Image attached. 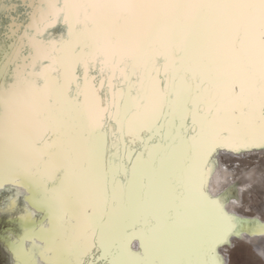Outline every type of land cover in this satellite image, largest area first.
I'll use <instances>...</instances> for the list:
<instances>
[{
    "label": "snow or ice",
    "instance_id": "1",
    "mask_svg": "<svg viewBox=\"0 0 264 264\" xmlns=\"http://www.w3.org/2000/svg\"><path fill=\"white\" fill-rule=\"evenodd\" d=\"M47 2L49 8L60 11L89 10L91 27L86 21L77 31L67 15L68 36L45 39L60 19L56 14L45 15L32 25L35 35L29 38V55H24L23 45L14 52L0 50V169L12 171L48 209L49 228L32 229L29 238L46 235L53 252L50 264H68L73 249L91 252L97 235L103 241L118 230L113 219L115 203L109 207L100 202V181L117 162L124 166L130 145L109 115L115 87L109 81L116 79V66L124 63L126 54H140L151 46L158 27L164 26L167 38L180 45L179 50L173 47V55L183 52L191 63L215 77L228 71L218 44L225 29L255 38L254 46L242 56L254 57L260 67L249 97L253 105L258 104V111L254 108L249 121L234 122L233 128L235 142L247 146L249 129L258 121L264 140V0ZM6 23L12 34L19 31L14 17ZM65 50L69 56L57 55ZM152 63L157 60L153 58ZM131 68L134 72L136 65ZM178 75L189 79L186 71ZM155 91L158 118L168 121L170 114L164 108L175 105L187 120L190 91L176 92L171 79L159 82ZM182 128L195 131V121L192 127L184 123ZM190 157L186 150L184 160ZM134 204L130 195L128 205L120 208L121 215H127ZM186 227L203 231L195 220ZM227 235L219 243L227 242ZM180 238V233L165 234L159 243L161 254L174 253L180 258L177 264H182L184 254ZM216 262L222 264V258L216 256ZM112 264L120 262L113 259Z\"/></svg>",
    "mask_w": 264,
    "mask_h": 264
},
{
    "label": "bare ground",
    "instance_id": "2",
    "mask_svg": "<svg viewBox=\"0 0 264 264\" xmlns=\"http://www.w3.org/2000/svg\"><path fill=\"white\" fill-rule=\"evenodd\" d=\"M85 2L87 0H64V3L72 5ZM67 15L71 16L74 27L80 20L91 23L89 10L73 7L66 11L65 17ZM237 39H239V42L236 44ZM255 42V38L251 34L242 32L238 38L236 30L225 29L218 38V44L228 71L219 77L210 76L199 66L191 63L187 56L181 52L179 57L180 64L186 68L188 67L192 72H198L201 78L208 79L210 86L208 87L207 85V89L211 90L213 88L214 90L212 94L210 92L205 94L207 97L203 106L206 109L205 114L203 113L202 115L197 109L199 107V95H195L192 98L193 110L187 112V114L189 113L192 116L199 128L204 123V131L199 133L193 141L186 139L182 144L179 143L177 145L173 142L179 135L184 133L182 131L183 128L181 129L180 127L181 124H184L182 119L184 113L183 111L180 112L179 125H177L176 131L172 134L170 131H172L171 127H173L175 121L171 115L172 117L166 123L168 128L165 130V137L170 134L171 136L166 140L165 144L157 143V145H152L149 149L148 158H145L139 152L133 160L131 166L132 177L128 188L131 190H133L132 188L135 189V182L141 175L145 178V188L139 192L140 199L135 200V204L128 210L127 216L124 215L122 225L125 227L127 223L136 222L138 219L142 221L139 220L138 229H133L132 233L123 236L119 234L116 242L112 245V250L116 251L113 259L120 262V264H144L145 260L148 261V264H177V260L180 258L174 253L161 254L159 252V243L162 236L172 233L181 234L180 244L184 253L182 264H213L216 263V256L222 258V264L229 263L228 255L224 254L221 248L215 249L214 255L211 256L210 248L217 243L216 238L212 239L211 244H207L205 237L210 230V225L213 226L212 229L219 227L217 241H220L225 233L230 234L233 218L241 217L235 208L240 203L239 199L242 193L249 187L248 185L238 187V198H231L226 203L220 201L222 192L231 187L234 180L232 171H227L222 159L241 157L243 150L239 146L248 147L246 152L254 151L256 148L264 146V140L260 138L261 131L258 121L249 129L247 146L235 142L237 137L233 128L234 122L249 121L254 108L258 111V104L253 105L249 97L251 90L255 87L260 67L254 57L249 56L245 59L242 56V53H246L251 49ZM172 46H175L176 49L180 48L178 43H174L167 38L164 26L158 27L153 34V50L151 51L167 53V64L174 69L175 60L171 54V51H173L171 50ZM147 50L148 48H146ZM61 55L69 56L70 52L65 50ZM130 55L137 56L138 54ZM181 57H184L183 62H181ZM245 73H251L252 75L246 77ZM185 90L182 81H178L176 92L183 93ZM128 93L127 90V95ZM215 95H219L222 99L227 97V100L225 98L220 101L214 107V115L206 119L208 110L215 105ZM158 106L157 100H152L151 96H148L140 107V111L133 113L128 122L126 119V125H137L145 121L147 129H152V125H155L154 123L159 113ZM176 108L178 109L174 105L173 110L175 111ZM161 126L159 125L155 128L153 135L155 132H160ZM138 131V129H134L133 134H137ZM186 150H190L191 157L189 161L183 162L182 159L184 160V158L182 157ZM134 165L135 170L133 169ZM118 167V170L120 169L124 173V167L120 165ZM178 171L180 173L176 174ZM113 175V172L109 174L111 193L121 195L125 191V186L121 180H116V183H113ZM174 178H179L178 183L176 181V183L173 182ZM8 186H15L16 189L24 191L26 201L30 205L28 215L24 216L25 218L23 216L20 217L23 224L26 223L25 226L28 229L24 231L25 234L21 236L19 241L8 243V247L12 250L16 260L20 264H27L29 256H27V248L24 246V238L29 236L30 230L34 226L29 213L31 211L34 212L33 210L40 211V208H44L43 212L48 216V209L40 203L39 196L33 189L18 179L12 171L0 169V191L6 190ZM101 204L103 205V203ZM127 205L128 203L125 206ZM193 220L203 226V231H192L186 227ZM257 221L258 227L254 230L238 231L230 234L228 239L231 243H234L235 240L246 241L254 246L257 253L264 255V247L259 244V239L264 240V221L258 217ZM120 227L121 225L118 223V228L120 229ZM43 228L48 229L49 224L48 227ZM37 237L44 239L45 249H49V241L46 235ZM96 240H100L99 235H97ZM74 251V254H71V252L68 255V263L71 262L72 258L74 264H79L80 256L84 252L79 249H74ZM44 252L42 251L41 253L43 258L47 261L50 260L47 256L48 253L45 252V256Z\"/></svg>",
    "mask_w": 264,
    "mask_h": 264
},
{
    "label": "rangeland",
    "instance_id": "3",
    "mask_svg": "<svg viewBox=\"0 0 264 264\" xmlns=\"http://www.w3.org/2000/svg\"><path fill=\"white\" fill-rule=\"evenodd\" d=\"M58 2L60 5L64 4V0H58ZM54 8L55 7L49 8L47 0H0V50L14 52L17 47L23 45L24 55H29V38L35 35V33L32 31V25L39 23L42 16L49 14H56L60 17V19L58 22L54 23L53 27L47 32V34L44 35L43 38L57 40L62 37H67L70 29L69 25L64 23L66 11H60L57 8ZM13 17L15 18V22L19 29V31H17L15 34H12L9 31L8 25L6 23ZM87 23L88 26L91 25L90 22ZM84 26L85 22L80 20L76 23L75 29L79 31ZM241 33L242 32H238V38L241 36ZM238 42L239 39H237L236 44ZM173 47L175 46H172L171 50H173ZM151 50H153L152 44L150 47H148L147 51L145 49V52L143 51L137 56L126 54L124 63H118L116 66V79L109 81V84L115 85L112 105L109 108V115L114 121L118 122V128L123 127L122 137L124 138V142L130 145V148L129 154L124 156V161L126 163L123 167L127 168V175L125 176L124 173L120 172V169L118 170V165H120L119 162H117L116 165H113L112 170L108 173L107 177L102 178L100 181L99 197L100 202L103 204L106 203L109 207L111 205L113 206L115 203L117 211L114 214L113 219L114 222L117 225L119 223L121 227L120 229L118 228L116 232L106 236L103 241L101 239L96 240L95 248L91 252L82 254L80 256L79 264H112L113 257L116 255V251L112 250V245L116 242L118 235H127L132 233L133 229H138V223H140L142 220L138 219L136 222H131L130 224L127 223V225L124 227V225H122L124 216L121 215L120 211L121 207H126L125 205L128 203L130 195L134 197L135 200H139V192L143 191L145 188V178L142 175L136 180L135 189L132 188L133 190H131L128 188V184L132 177L131 166L133 160L139 152L145 158H148L149 149L152 145H157V143L165 144L166 140L171 136V134L176 131L175 129L177 125H179L180 112L182 110L178 107V109L176 108L174 111V105L171 107L165 106L164 111L170 114L169 119L173 116L175 121V124L173 127H171V134L167 135L166 137L165 130L168 128L166 125L167 121L162 118H158L159 113L157 116L158 120L156 119L154 123L155 125H152V129L150 130L149 128L147 129V123L145 121H142L141 124H129V126H127L126 119L128 122L133 113L140 111V107L144 104L148 96H151L152 100H157L159 104V98L156 95L155 88L156 85L161 81L167 82L168 79H171L173 87H175V91L177 90V82L182 81L183 88L186 89L184 92L190 91L191 93V100L195 95H199V107L197 109L202 115L203 113H206V109L203 108L204 101L207 99L205 94L207 92H210L211 94L214 92L213 88H210L211 90L207 89V85L208 87L210 86L208 79L201 78L198 72H192L188 67L186 68L184 65L180 64L179 57L181 52H179L178 55H173V51H171V54L175 60V68L173 69L169 64H167V53H156L155 51ZM57 55H61V53H57ZM153 58L157 60V63H152ZM132 64L136 65L134 72L131 68ZM126 68L127 70L125 71ZM172 71L173 73H171ZM185 71L189 74V79L187 81L181 79L180 75H178V73L182 74ZM127 90L129 92L128 95ZM214 98L215 105L208 110L206 119H209L214 115V107L218 105L220 101L224 100L225 98V100H227V97L222 99L219 97V95H215ZM192 108L193 105L191 101V111L193 110ZM186 115L187 120L184 121V123H186L188 127H192L194 120L189 113ZM159 125H162L160 132H155L153 135L155 128H157ZM180 127L182 129V124ZM134 129L139 130L137 134H133ZM182 131L184 133L179 135V137L175 139L173 143H176L177 145L179 143L182 144L186 139L193 141L195 138H197L199 133L204 131V123L201 124L200 128L195 123V131L185 132L183 129ZM239 148L243 150L241 157H228L222 159L224 165L227 167V171H232L234 180L233 185L222 192L220 201L222 203H226L231 198H238V187L245 185L249 186L242 193L239 199L240 203L235 208L236 212L241 217L233 218L230 234L236 233L238 231L254 230L256 227H258L257 217L264 221V146L262 148H256V150L250 152H246L248 147L243 148L239 146ZM121 151L123 152V147L121 148ZM182 158H184V154ZM182 161L187 162L189 160L185 161L182 159ZM111 172L114 173L115 180H121L125 186V191H123L121 195H115L114 193H111L112 189L110 190L109 187V182L111 180L109 178V174ZM177 173L180 172L178 171L176 174ZM178 180L179 178H174L173 182H177ZM134 195H138V197ZM29 211L30 207L27 206L22 191L12 187L7 188L0 193V264H15L16 261L14 260L13 253L8 247V242H15L17 240L19 241L20 237L24 233V227L20 222H18V218L20 215L27 214ZM32 214V217L36 219V224H38L37 226H39V228L41 225H46L47 220L42 210ZM210 226L211 227H209L210 230L205 237V241H207V244H211L212 239L216 238L217 242L215 245H212V248H210L211 256L214 255L215 249L221 248L224 254L228 255V264H264V255L257 253L253 245L242 240H235L234 243H231L228 239L230 238V234L227 235V242L219 243V241H217L219 227L212 229L213 226ZM259 244L261 247H264V240L259 239ZM25 245L31 251V254L34 255V260L37 264H45L43 261L37 258L39 250H42L45 246L43 243L36 242L34 240L26 241ZM73 251L74 249L72 252ZM213 264H217V262Z\"/></svg>",
    "mask_w": 264,
    "mask_h": 264
},
{
    "label": "flooded vegetation",
    "instance_id": "4",
    "mask_svg": "<svg viewBox=\"0 0 264 264\" xmlns=\"http://www.w3.org/2000/svg\"><path fill=\"white\" fill-rule=\"evenodd\" d=\"M121 172V171H120ZM12 187H14L15 189H16V187L15 186H8V188H12ZM17 190H19V189H17ZM19 191H22V190H19ZM1 192H3V191H0V193ZM23 194H24V199H25V202H26V204H27V206H29L30 207V205L28 204V202L26 201V197H25V193H24V191H23ZM39 210H42V211H44V208H40ZM34 212H30L29 213V217H31L32 218V220H33V222H34V226H33V228L32 229H39V226H37L38 224H36V219H34L33 217H32V213H35V212H37L36 210H33ZM47 212V211H46ZM28 215V213L27 214H23V215H20L19 216V218H18V222H20L22 225H23V227H24V231H26L28 228L25 226V224H23V221L21 220V216H27ZM24 217V218H25ZM48 216H46L45 215V218H46V220H47V223H46V225H41V226H43V227H48V224H49V222H48V218H47ZM28 219V218H27ZM26 219V220H27ZM30 228V227H29ZM25 233H23V235H24ZM22 235V236H23ZM21 238V237H20ZM24 240H25V242L26 241H36V242H40V243H43L45 246L43 247V249L42 250H39V252H38V254H37V258H39L41 261H43L45 264H50V260H45L44 258H43V255L41 254L42 253V251H45V252H47L48 254H47V256L50 258V257H52L53 256V252L50 250V247H49V249H45V247H46V244H45V241H44V239H40V238H38L37 236H36V238L35 239H32V238H29V236H27V238L25 237L24 238ZM18 241V240H17ZM17 241H15V242H17ZM10 242H13V241H10ZM25 242H24V246L26 247V245H25ZM9 243V242H8ZM6 246H7V244H6ZM27 248V256H29V259H28V262H27V264H37L36 262H35V260H34V255L33 254H31V251L28 249V247H26ZM11 252H12V250H11ZM45 252H44V255H45ZM13 253V252H12ZM75 253V251H73L71 254H74ZM13 256H14V254H13ZM46 256V255H45ZM44 256V257H45ZM14 260L16 261L15 262V264H20L17 260H16V258L14 257ZM26 260H27V258H26ZM74 262V260L71 258V262L69 263V264H74L73 263Z\"/></svg>",
    "mask_w": 264,
    "mask_h": 264
}]
</instances>
